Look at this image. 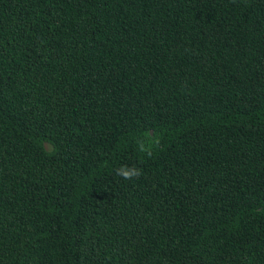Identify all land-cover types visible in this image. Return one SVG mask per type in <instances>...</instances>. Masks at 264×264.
I'll use <instances>...</instances> for the list:
<instances>
[{
	"label": "trees",
	"instance_id": "16d2710c",
	"mask_svg": "<svg viewBox=\"0 0 264 264\" xmlns=\"http://www.w3.org/2000/svg\"><path fill=\"white\" fill-rule=\"evenodd\" d=\"M0 264H264V0H0Z\"/></svg>",
	"mask_w": 264,
	"mask_h": 264
},
{
	"label": "clouds",
	"instance_id": "9594fccd",
	"mask_svg": "<svg viewBox=\"0 0 264 264\" xmlns=\"http://www.w3.org/2000/svg\"><path fill=\"white\" fill-rule=\"evenodd\" d=\"M141 150L142 147H141ZM142 170L136 167L129 168L127 166H121L116 170V175L122 176L124 179L131 180L141 175Z\"/></svg>",
	"mask_w": 264,
	"mask_h": 264
}]
</instances>
